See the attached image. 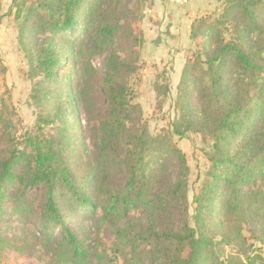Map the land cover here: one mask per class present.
I'll return each mask as SVG.
<instances>
[{"label":"trees","instance_id":"16d2710c","mask_svg":"<svg viewBox=\"0 0 264 264\" xmlns=\"http://www.w3.org/2000/svg\"><path fill=\"white\" fill-rule=\"evenodd\" d=\"M102 1L51 0L25 14L19 41L36 51L31 65L43 81L52 83L59 65L57 37L66 30L71 39L77 15L87 6L78 38L92 32L104 46H115V27L106 20ZM217 1L220 10L193 27L200 51L185 67L178 88L176 131L197 133L210 146L193 216L180 150H173L181 171L172 178L165 140L151 136L145 126L131 128L130 78L137 58L112 51L106 71L109 115L93 134L96 164L88 156L84 175L75 173L66 155L74 147L66 108L58 91L37 85L44 91L37 102L41 115L25 138L32 151L18 149L8 132L0 136V221L9 188L25 193L43 185L44 221L60 226L71 264L88 261L62 209L96 216L109 228L125 264H141L145 257L154 264H232L224 248L232 239L221 231L226 221L233 223L235 237H242L235 229L241 223L255 237L264 236V0ZM54 96L53 107L46 108ZM73 102L69 93L66 103L75 116Z\"/></svg>","mask_w":264,"mask_h":264},{"label":"rangeland","instance_id":"374dc122","mask_svg":"<svg viewBox=\"0 0 264 264\" xmlns=\"http://www.w3.org/2000/svg\"><path fill=\"white\" fill-rule=\"evenodd\" d=\"M50 1L0 0V136L8 132L18 149L30 153L32 148L25 138L38 125L41 109L37 102L44 92L36 86L42 84L50 92L58 91V102L66 108L74 144L66 155L75 173L83 176L85 158L91 157L96 164L94 130L109 115L107 57L112 51L125 59L136 57L137 69L130 78L135 105L131 128L145 126L151 136L165 140L171 149L167 170L172 178L181 171L173 152L175 148L180 150L186 161L189 214L193 216V199L209 170L210 146L209 140L197 133L176 131L178 88L185 67L196 61L200 51L199 39H192L193 27L200 18L214 16L220 3L190 0L186 5H176L169 0H103L106 20L115 27L114 47L104 46L92 32L78 38L87 6L77 15L79 20L70 30L71 39H67L66 30L57 37L60 61L54 69L53 82L46 83L42 73L31 65L36 51L22 45L18 34L28 10ZM69 93L75 116L66 103ZM56 99L52 97L46 108L51 109ZM114 182H119L117 176ZM261 186L264 189V183ZM45 193L43 185L30 187L25 193L8 189L2 201L0 264H71L60 226L44 221ZM62 214L67 228L82 244L88 264H125L109 228L96 216L63 209ZM232 225L226 221L221 227L222 233L230 234L232 239L224 246L226 257L232 264H264V236L255 237L241 223L235 229L241 230L242 237H235ZM140 263L154 264L149 257Z\"/></svg>","mask_w":264,"mask_h":264},{"label":"built area","instance_id":"2783aa9c","mask_svg":"<svg viewBox=\"0 0 264 264\" xmlns=\"http://www.w3.org/2000/svg\"><path fill=\"white\" fill-rule=\"evenodd\" d=\"M169 1L176 5H186L189 3L190 0H169Z\"/></svg>","mask_w":264,"mask_h":264},{"label":"crops","instance_id":"0c3cea01","mask_svg":"<svg viewBox=\"0 0 264 264\" xmlns=\"http://www.w3.org/2000/svg\"><path fill=\"white\" fill-rule=\"evenodd\" d=\"M4 35H5V33H4ZM4 35H3V37H4ZM6 36V35H5ZM16 41V40H15ZM17 42V41H16Z\"/></svg>","mask_w":264,"mask_h":264}]
</instances>
